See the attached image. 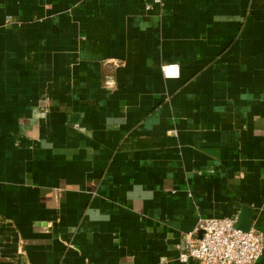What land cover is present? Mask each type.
<instances>
[{"label": "crops", "instance_id": "crops-1", "mask_svg": "<svg viewBox=\"0 0 264 264\" xmlns=\"http://www.w3.org/2000/svg\"><path fill=\"white\" fill-rule=\"evenodd\" d=\"M222 217L264 231V0H0V264H203Z\"/></svg>", "mask_w": 264, "mask_h": 264}, {"label": "built area", "instance_id": "built-area-1", "mask_svg": "<svg viewBox=\"0 0 264 264\" xmlns=\"http://www.w3.org/2000/svg\"><path fill=\"white\" fill-rule=\"evenodd\" d=\"M162 4V0H153ZM147 4V8L152 7ZM166 77H178L179 66H163ZM202 233V236H199ZM187 248L180 260L190 259L203 264H255L264 253V231L257 227L243 230L235 218H202L195 229L186 236Z\"/></svg>", "mask_w": 264, "mask_h": 264}, {"label": "water", "instance_id": "water-1", "mask_svg": "<svg viewBox=\"0 0 264 264\" xmlns=\"http://www.w3.org/2000/svg\"><path fill=\"white\" fill-rule=\"evenodd\" d=\"M184 239H185V245H187V240H186V237H185Z\"/></svg>", "mask_w": 264, "mask_h": 264}]
</instances>
